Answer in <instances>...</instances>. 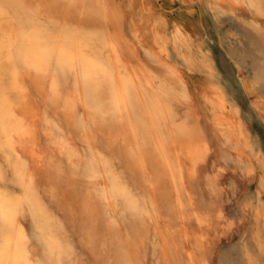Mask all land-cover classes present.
<instances>
[{
  "label": "bare ground",
  "instance_id": "bare-ground-1",
  "mask_svg": "<svg viewBox=\"0 0 264 264\" xmlns=\"http://www.w3.org/2000/svg\"><path fill=\"white\" fill-rule=\"evenodd\" d=\"M37 2L38 0H0V40H3L5 45L11 43L13 56L10 64L7 46L0 48V145L4 146L0 148V166L8 167L6 155L8 137L3 131L7 127L11 138L16 141V151L25 159L33 160V152L38 155L45 154L57 163L62 162L69 173L77 172L83 180L84 187L80 194H74L70 211H66L51 199L50 193L46 190L51 187L47 180L38 179L37 186L40 199L48 206L53 216L48 235L56 239L63 235L61 230L69 232L77 259L81 264H87L88 261H94L95 264H121L125 259L130 261V264H177L180 260L188 261V264L193 262L207 264L209 239L202 228L212 226V218L216 216L213 214L216 210L212 208V204L217 201L216 182L219 175L203 172L205 170L201 168V162L194 166L192 164V154L203 152L205 147H209L205 137L190 115L181 113L179 97L164 84L156 85L154 77L148 74L150 70L147 71L136 59L123 29L111 17L114 9L110 0H105L108 6L107 20L104 18V12L100 10L93 18L85 19L80 25V32L71 35L61 31L65 22L63 17L44 15V23L54 31L41 33L39 36L32 33L33 25L30 23L29 11L33 7L32 4ZM248 3L256 11L261 10V3L258 0H250ZM70 22L80 23L79 16L72 17ZM105 36L109 37L107 45L104 42ZM52 44H55L56 52L48 65L47 90L37 92L33 87V79L37 73L29 67V64H39L46 55L45 49ZM113 44L115 47L112 46ZM61 47L67 49L69 55L76 57L75 70L59 69L57 59ZM156 57L158 58L156 63L165 69L164 76L167 81L172 84L176 81L179 83L181 79L173 65L166 63L165 57L160 54ZM95 65H101L111 73L108 82L99 85L97 95L102 99H108L113 84L121 91L127 89L126 97L131 99L135 112L132 113L131 123L125 121L123 125L101 126L99 123L91 125L87 133L88 139H85L83 130L75 126L71 118L72 114L65 111V104L74 100L76 115L88 121L90 113L85 106V75L95 71ZM53 77L59 94L56 104L48 100ZM100 79L103 80V76ZM18 88L26 91L21 93ZM214 91L216 94L211 102L214 111L211 121L215 132L227 147V154L223 155L225 162L231 164L233 169L240 170L242 175L256 179L260 188L264 190L260 176L262 157L248 151L246 147L248 144L240 133L238 120L229 114V107L225 106L224 94L221 91ZM130 112L131 107L125 115ZM45 117L48 122L45 121ZM19 120L24 121V129L31 132V137L23 135V130L18 134L14 125ZM185 120L189 126H195L199 130L196 138L181 136L177 132L174 124ZM109 137L114 139L111 147L108 146ZM116 137L119 139H115ZM143 142L148 143L146 151L150 153V160L155 161L159 172L165 177L162 182L158 181L154 188L151 185L145 186L152 196L146 205L144 199L140 200L141 208L148 213L147 215L127 211L123 200L113 199L111 191L113 177H116L135 194L132 174L128 169L127 152L137 144L143 145ZM62 143L74 151L72 164L77 165V168L74 169L72 164L68 163L67 154H61ZM157 144L162 145L170 154V160L174 161V167L177 169L175 183L164 161L159 159ZM94 152L98 154L97 176L94 180H86L80 175L85 163L82 157L91 158ZM178 152L179 156L176 155ZM112 158L118 159L119 168ZM105 162L109 166L107 169ZM148 172L152 174L151 163L148 164ZM139 175L138 182H142L143 174ZM199 180L203 181L206 195L198 193ZM67 184L65 178L56 192V196L62 197V203L66 204L68 203L64 198V190ZM178 185L181 188L179 193L181 202L187 205L186 214L183 216L179 213L170 215L167 211L170 205L176 204ZM211 185H216L217 190L212 191ZM0 194L6 199L15 200L20 196L21 190L12 185H4L0 187ZM85 200L94 201L96 204L94 240L91 247L88 246L87 235L83 228L86 218L79 215L80 204ZM262 209H264V200L258 195L256 204L251 210L254 222L251 244L249 245L247 241L249 247L257 252L264 243V210ZM197 217L204 219V222H198ZM17 221L21 227L27 225L25 231L28 235L30 255L35 257L32 217L26 208L23 214L18 215ZM112 222L116 226H113ZM192 222L198 229L188 224ZM6 243L5 239L0 238V244ZM241 258L242 252L237 250L234 256L227 257V262Z\"/></svg>",
  "mask_w": 264,
  "mask_h": 264
},
{
  "label": "rangeland",
  "instance_id": "rangeland-1",
  "mask_svg": "<svg viewBox=\"0 0 264 264\" xmlns=\"http://www.w3.org/2000/svg\"><path fill=\"white\" fill-rule=\"evenodd\" d=\"M248 1L110 0L112 8L120 13L117 23L123 29L130 49L133 53L137 52L134 55L136 59L147 71L150 70L147 73L154 77L156 85L164 84L179 97L181 113L190 115L210 145L208 156L200 166L205 173L219 175L216 202H224L226 216L224 220L215 216L212 226L202 228L209 239L207 264H227V257L236 254L241 240L251 244L254 228L252 206H255L258 195L264 200V190L256 179L242 175L240 170L233 169L231 164L225 162L223 155L227 154V147L215 132L211 121L214 112L211 102L216 94L214 90L221 91L229 114L238 120L248 151L264 160V96L261 95L264 91V79H261V73L264 72V0H258L261 3L260 11L251 8ZM146 4L150 7L145 8ZM151 5H155V8ZM181 5L184 7L181 8ZM160 11L164 16L160 18L162 22L158 23L154 13L158 15ZM145 50L151 55H145ZM159 54L178 72L181 79L179 83L167 81L165 69L153 61L152 57ZM112 161L119 168L118 159L112 158ZM225 178L237 184L241 199H246L247 206L237 201L234 193L229 195L231 189L226 187ZM66 180L68 184L64 198L72 205L74 194L81 193L84 183L78 175H69ZM198 184V193L206 195L203 181L199 180ZM240 216L244 217L243 222ZM226 223L232 227L226 228ZM188 224L196 227L194 222ZM87 264L95 263L88 261Z\"/></svg>",
  "mask_w": 264,
  "mask_h": 264
},
{
  "label": "snow or ice",
  "instance_id": "snow-or-ice-1",
  "mask_svg": "<svg viewBox=\"0 0 264 264\" xmlns=\"http://www.w3.org/2000/svg\"><path fill=\"white\" fill-rule=\"evenodd\" d=\"M33 7L29 9L31 13L30 23L33 25L32 33L39 36L41 33H46L54 30H50L48 25L44 23V15H56L64 18V25L61 31L65 34L75 35L81 31L80 25L85 19H91L102 10L105 14V20L108 19V6L105 0H38L37 3L32 4ZM131 7V5H128ZM145 8H149L150 5H145ZM155 8V5H151ZM184 5H181L183 8ZM215 7V5H213ZM79 16L80 23L70 22L71 18ZM164 13L160 11L158 15L154 13V18L157 22H162L161 17ZM111 17L114 21H118L120 13L114 10L111 13ZM167 19V18H165ZM179 23V21H177ZM170 24V21H169ZM100 35V33H95ZM105 44L109 42V37L105 36ZM7 46L9 52V63L12 64V45L3 40H0V48ZM115 47V44L112 45ZM46 55L41 59L39 64H29L31 69H34L37 73L33 79V87L37 92L47 90L48 84V65L52 58V55L56 52L55 44L45 49ZM135 55V53H133ZM145 55H151L149 51L145 50ZM154 62H157V57H152ZM57 64L60 70L68 71L69 69L75 70L76 57L69 55L67 49L61 47L59 49V57ZM103 76V80L100 77ZM111 73L109 70L101 65H95V71H91L85 75L86 97L85 106L89 110L88 121H85L83 117L77 116L75 112L76 102L73 100L70 103L65 104V111L72 114L71 118L74 121L76 127L81 128L85 134V139H88L87 133L90 126L93 124L103 125H123L125 121L131 123L132 113L135 112V106L131 104V99L126 97L127 89L123 91L117 89L113 84L110 96L108 99H102L97 95L98 87L101 83H107ZM261 79H264V72L261 73ZM182 86V82H181ZM18 91L24 93L26 90L18 88ZM264 96V91L261 92ZM48 100L52 104H56L59 100V94L56 90V80L52 78V88L48 94ZM131 107V112L126 116ZM47 121V117H45ZM50 123V122H49ZM147 127V125H145ZM17 128L18 134L20 130H23V135L31 137V132L24 129V121L19 120L14 125ZM177 132L181 136H187L189 138H196L199 135V130L195 126H189L187 120L182 121L179 124H174ZM4 135L8 137L6 155L8 158V167L0 166V187L4 185H12L21 190L20 196L15 200L6 199L5 196L0 194V238L7 241L6 244H0V264H81V261L77 259V253L73 244V240L69 232H64L62 236L53 239L48 232L50 231L49 225L52 222L53 216L48 206L42 202L38 195L37 180H47L51 186L46 190L50 193L51 199L58 205L65 208L66 211H70V205L62 203L63 198L57 197L56 192L59 185L63 183L65 178L69 175L76 176L77 172L69 173L65 165L57 163L53 158L47 157L45 154H36L33 152V160L29 161L25 159L20 153L16 151V141L11 138L9 129L6 127ZM115 139H119L116 137ZM89 143L91 141L89 140ZM114 143V139L109 137L108 146L111 147ZM0 145V148H3ZM61 154H67L68 163L72 164V157L75 155L74 151L66 144H61ZM148 147L147 142H143V145L137 144L135 147L128 149L127 161L128 169L132 174V183L135 185V194L118 178L113 177L112 180V198L121 199L124 202L125 209L133 213L147 215L148 213L141 208L140 200L144 199L145 205L151 200V192L147 190L146 185H151L153 188L158 181L162 182L165 177L160 173L155 161L150 160V153L146 151ZM210 147V145H209ZM209 147H205L203 152L192 154V164L202 162L205 155L209 151ZM156 151L159 153V159L164 161L168 172H170L171 179L175 183L177 182L176 171L174 167V161L170 160V154L164 150L162 145L157 144ZM97 153H93L92 157H82L85 161L80 175L86 180H94L97 176L98 163L96 160ZM177 156L180 155L178 152ZM103 159V158H101ZM152 164V174L148 172V164ZM75 169L77 165L72 164ZM109 166L105 162V168ZM140 173L143 174L142 182L140 181ZM261 183L264 184V160L260 165ZM226 187L230 188L229 195L233 193L237 197V201H240L244 206L246 205V199H241V191L236 183H233L231 179L225 178L224 181ZM212 191H216V185L210 186ZM181 188L177 186V200L176 204L170 205L167 209L170 215L179 213L181 216L185 215V209L187 205L181 202L179 193ZM142 193L140 196L138 194ZM166 195V193H162ZM106 199V197H105ZM25 208L31 214L32 226H33V242L36 245L35 257L30 255L29 240L26 234L25 227H21L18 223V215L23 214ZM214 215L220 220H224L226 216V210L224 209V202H214L212 204ZM153 207V211H154ZM264 210V209H262ZM95 212L96 204L94 201L85 200L81 202L79 207V215L86 218V223L83 226L84 232L87 235L88 246L91 247V243L94 240L95 230ZM218 213V214H217ZM206 219V218H205ZM239 219L243 222L244 217L240 216ZM197 221L204 222V219L197 217ZM74 222V220L72 221ZM113 226H116L112 222ZM226 227H232L230 223H226ZM83 242V241H82ZM239 250L242 252L241 259H234L227 262V264H264V243L261 244L259 252L249 247L246 240H241L238 245ZM42 249V253H41ZM121 264H130L127 259L123 260ZM177 264H188V261L180 260ZM195 264V262H193Z\"/></svg>",
  "mask_w": 264,
  "mask_h": 264
}]
</instances>
